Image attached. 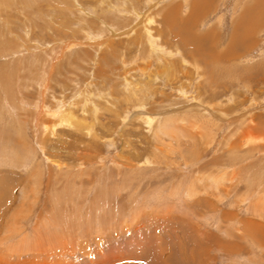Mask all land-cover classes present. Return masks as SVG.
<instances>
[{"label": "rangeland", "instance_id": "1", "mask_svg": "<svg viewBox=\"0 0 264 264\" xmlns=\"http://www.w3.org/2000/svg\"><path fill=\"white\" fill-rule=\"evenodd\" d=\"M0 264H264V0H0Z\"/></svg>", "mask_w": 264, "mask_h": 264}, {"label": "crops", "instance_id": "2", "mask_svg": "<svg viewBox=\"0 0 264 264\" xmlns=\"http://www.w3.org/2000/svg\"><path fill=\"white\" fill-rule=\"evenodd\" d=\"M253 12V11H252ZM251 7H249V8H245L244 10H243V12L241 13V15H240V18L241 17H243V18H247V19H245L244 20V22H245V28H244V31H245V39L247 40V38L249 37V38H251L249 41H251L252 40V37H251V35H252V33H253V31L255 30V28H253V24L252 25H250L251 23H249L248 24V22H251L252 20L250 19V17H251ZM250 19V21H248ZM253 23H254V21H252ZM235 32H237V29L234 31V33ZM245 40V41H246ZM232 41H230V43L226 46V48H225V51L228 53H230V55L231 54H233V53H238V55L240 54L239 52H237L238 51V48L235 46L234 47V44L233 43H231ZM233 46V47H232ZM249 46V44H247L246 45V47H248ZM229 47V48H228ZM243 47V46H242ZM241 48V47H240ZM234 49V50H233ZM230 50V51H229Z\"/></svg>", "mask_w": 264, "mask_h": 264}, {"label": "bare ground", "instance_id": "3", "mask_svg": "<svg viewBox=\"0 0 264 264\" xmlns=\"http://www.w3.org/2000/svg\"><path fill=\"white\" fill-rule=\"evenodd\" d=\"M256 5H257V3H256ZM254 7H255V6H254ZM259 15H260V14H259ZM236 21H237V20H236ZM253 27H254V26H253ZM238 29H239V28H238ZM240 32H242V31H240ZM236 33H237V32H236ZM235 36H236V35H235ZM235 36H233V37H235ZM235 41H236V40H235ZM241 41H242V40H241ZM236 43H237V42H236ZM235 45H236V44H235ZM235 45H234V47H235ZM232 47H233V46H232ZM228 48H229V47H228ZM239 49H240V47H239ZM233 50H234V49H233ZM224 51H225V50H224ZM229 51H230V50H229ZM201 52H202V51H201ZM219 53H220V52H219ZM225 53H226V51L224 52V54H225ZM196 54H197V52H196ZM202 54H203V53H202ZM202 54H201V55H202ZM216 54H217V53H216ZM220 54H221V53H220ZM220 54H219V55H220ZM224 54H223V55H224ZM236 54H237V53H236ZM193 55H194V53H193ZM209 55H210V54H209ZM227 55H228V54H227ZM229 55H230V54H229ZM229 55H228V56H229ZM231 55H232V54H231ZM231 55H230V56H231ZM204 56H205V55H204ZM216 56H218V55H216ZM230 56H229V57H230ZM233 56H234V55H232V57H233ZM194 57H195V56H194ZM205 57H206V56H205ZM195 58H196V57H195ZM221 58H222V57H221ZM214 59H215V58H214ZM228 59H229V58H228ZM231 59H232V58H231ZM207 60H208V59H207ZM210 61H212V60H210ZM216 61H217V59H216ZM218 61H219V60H218ZM213 62H214V60H213ZM211 63H212V62H211ZM215 63H217V62H215ZM221 63H222V62H221ZM218 64H219V63H218ZM211 67H212V66H211ZM216 68H217V67H216ZM216 68H214V69H216ZM65 119H66V118H65ZM164 259L167 260V258H164Z\"/></svg>", "mask_w": 264, "mask_h": 264}]
</instances>
